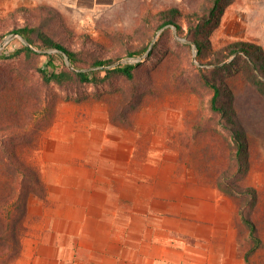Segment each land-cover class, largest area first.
Segmentation results:
<instances>
[{
  "label": "rangeland",
  "instance_id": "1",
  "mask_svg": "<svg viewBox=\"0 0 264 264\" xmlns=\"http://www.w3.org/2000/svg\"><path fill=\"white\" fill-rule=\"evenodd\" d=\"M200 1L0 0V35H3L0 49L8 55L28 44L12 30L35 24L70 47L86 46L106 57L120 56L121 61H134L135 56H128V50L146 44L148 50L152 49L160 32L169 26L154 32L157 19L150 17L148 25L140 24L143 15L155 14L171 5L189 11ZM169 28L159 37L152 56L147 55L148 50L143 52L144 68L157 61L166 45L171 46L175 40L189 43L185 36L176 33L174 26ZM184 29L187 31L185 22ZM212 40L215 48L229 41L215 33ZM193 44L185 49L177 48L176 53L184 65L191 56L194 63L203 66L194 54ZM31 47L34 52L31 56L18 54L0 60V136L13 131L9 124L21 110L17 101L9 100V91L18 94L19 101L41 98L42 109L37 110L33 120L26 121L29 143L23 152L42 180L43 175L44 179L55 180L64 165L78 168L80 163L91 173L99 170L104 178L119 179L110 187L118 189V196L111 202L119 203L118 214L127 223L132 224L139 212L143 220L156 214L169 217L177 228H188L198 234L204 233V218H215L214 226L234 229L237 251L245 264H264V244L245 258L250 242L238 214V201L215 185L214 175L227 167L229 155L219 135L220 126L208 110V92L174 87L168 75H164L158 88L148 93L129 120L122 123L121 99L142 84L145 77L142 70L133 80L112 74L98 83L44 84L37 67L49 68L47 61L51 57L61 68L69 62L52 47ZM15 74L24 83L10 88L9 76ZM104 74L105 71L100 72L101 76ZM48 96L53 99L52 111L44 117L47 105L42 98ZM239 102L244 105L243 120L251 140L250 169L243 182L260 193L256 221L264 241V110L252 95L247 100L240 98ZM47 183L44 182L46 195L31 196L28 210L35 200L52 209L54 200L47 196L54 193L57 184ZM213 203L217 207H210ZM26 222L27 218L25 225ZM188 238L193 240L191 236Z\"/></svg>",
  "mask_w": 264,
  "mask_h": 264
},
{
  "label": "trees",
  "instance_id": "2",
  "mask_svg": "<svg viewBox=\"0 0 264 264\" xmlns=\"http://www.w3.org/2000/svg\"><path fill=\"white\" fill-rule=\"evenodd\" d=\"M232 1L201 0L189 11L174 5L160 9L155 14L143 15L140 24L150 23V17L157 19L154 32L169 25L160 32L152 49L159 37L172 26L179 36H185L189 40V43L175 40L171 46H164V53L147 68H144L143 59L121 61L120 56L106 57L83 45V48L70 47L35 24H25L12 30L25 38L28 44L8 55L0 49V60L18 54L31 56L34 54L31 45L52 47L60 52L58 54L68 58L69 65L65 64L61 68L51 57L47 61L49 68L37 67V71L44 84L53 82L63 86L71 82L98 83L112 74L133 80L138 71L142 70L145 76L142 84L136 87V91L121 99L119 113L122 123L129 120L148 93L158 88L159 79L164 75H168L169 83L174 87L208 92L207 107L212 119L220 126L219 135L229 155L227 167L214 175L215 185L238 201V214L250 242V248L245 253V258L248 259L264 241L259 235L256 221L260 193L254 186L244 185L243 182L250 169L251 140L243 120L244 105L239 99L247 100L249 95L255 96L260 102L259 108L264 110V48L249 40L228 41L215 48L212 35L220 26L223 14ZM184 22L187 24V31L184 29ZM191 43L196 44V58L203 66L194 63L191 56L188 57L187 65H184L182 58L176 53L177 48L191 47ZM152 49L148 50L146 44L141 48L129 49L127 55L142 57L143 52L148 50L147 55L150 57ZM101 71H105L103 76L100 75ZM23 83L24 79L20 75L9 76L10 88ZM20 99L18 94H11L9 91V100L17 101L21 110L9 124L13 131L0 136V264H9L20 254L30 197L46 195V186L38 169L26 161L23 152L24 146L29 143L25 135L26 121L33 120L37 110L40 112L42 101L37 97L29 102L19 101ZM42 100L47 105L44 117H48L52 111L50 104L53 99L48 96Z\"/></svg>",
  "mask_w": 264,
  "mask_h": 264
},
{
  "label": "crops",
  "instance_id": "3",
  "mask_svg": "<svg viewBox=\"0 0 264 264\" xmlns=\"http://www.w3.org/2000/svg\"><path fill=\"white\" fill-rule=\"evenodd\" d=\"M214 33L264 48V0H233ZM77 165H64L53 181L43 175L45 183L57 184L47 196L52 209L31 201L20 254L9 264H245L232 227H216L207 217L204 233L197 234L169 217L143 220L140 212L127 223L113 202L118 189L110 188L119 179Z\"/></svg>",
  "mask_w": 264,
  "mask_h": 264
},
{
  "label": "water",
  "instance_id": "4",
  "mask_svg": "<svg viewBox=\"0 0 264 264\" xmlns=\"http://www.w3.org/2000/svg\"><path fill=\"white\" fill-rule=\"evenodd\" d=\"M12 37V35L11 36H8L7 37V39L6 40H9L10 38ZM152 44V43H151ZM194 45V47H195V50H194V54H196L197 53V46H196V44L194 43L193 44ZM67 59V61H68V58H66ZM142 59V57H134V61H138V60H141ZM69 62V61H68Z\"/></svg>",
  "mask_w": 264,
  "mask_h": 264
}]
</instances>
